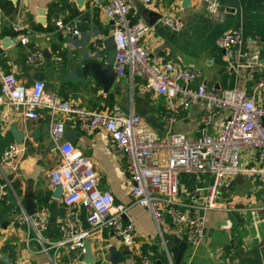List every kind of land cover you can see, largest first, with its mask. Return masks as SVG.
Instances as JSON below:
<instances>
[{"label":"crops","instance_id":"1","mask_svg":"<svg viewBox=\"0 0 264 264\" xmlns=\"http://www.w3.org/2000/svg\"><path fill=\"white\" fill-rule=\"evenodd\" d=\"M127 1L131 3L130 18L142 19L151 26L143 36L144 47L162 62L169 61L199 73L187 85L188 89L203 83L208 91L239 89L259 100L257 84L263 77L264 67V0H218L219 8L214 14L207 13L200 0H190L189 5L183 4V0H150L147 4ZM11 3L16 6L12 14L5 15L0 10V65L4 71L15 74L21 83L29 85L42 80L46 94L87 110H106L117 105L140 115L161 138L169 132H181L189 138L203 130L214 135L219 132L225 112L215 115L210 126H204L201 101L184 106L183 97L169 99L147 88L141 77L116 76L109 89H104L93 72L97 65L111 66L113 58V49H107L105 40L112 36L114 25L103 10L104 1L16 0ZM151 11L157 17L149 16ZM164 15L182 20V29L174 31L163 25L160 19ZM58 21H76L79 35L61 33L56 25ZM48 27L53 30L46 31ZM235 28L242 35L240 44L229 50L216 46L219 35ZM23 36H27L26 43L20 41ZM97 42L105 45L106 49L100 53L103 58L97 56L93 46ZM31 49L42 51L41 63H26ZM254 53L260 55V64L247 66L246 56ZM172 102L175 111L171 110ZM5 113L9 114V124L7 130L0 129V160L5 148L15 143L9 131L11 125L15 124L24 136L18 144L23 148L20 167L11 180L10 193L16 201L12 202L7 195L0 201V264H86L84 250L57 246L62 239L65 196L63 189L60 196H55L56 187L49 180V172L60 163L61 156L50 139L48 110L42 109L37 119H27L0 106V124ZM164 114L173 115L174 120L164 119ZM57 119H64L65 130L74 131L72 144L100 172L99 187L110 191L115 206H129L124 218L134 224L132 246L125 245L107 228L91 231L85 239H89L95 256L93 264L101 257L102 264H135L137 250L149 254L154 264H168L169 257L175 264L173 252L183 242L186 248L179 264H264V184L252 174L223 176L217 196L223 208L187 211L190 217L204 219L201 242L192 246L186 242L182 225L170 220L157 225L144 207L132 203L130 171L112 152L105 129L83 131L72 115L57 116ZM253 163V154L241 159L243 167ZM211 182L212 176L208 173H182L175 199L187 202L190 188ZM26 195H33V200L26 199ZM26 200L33 202L36 210L47 211L46 227L41 235L45 245H54L48 252H42L41 245L34 240L27 244L31 229L25 223L15 222ZM86 215L84 207L75 208V221L81 229L88 227ZM111 247L120 256L115 262L110 260Z\"/></svg>","mask_w":264,"mask_h":264},{"label":"built area","instance_id":"2","mask_svg":"<svg viewBox=\"0 0 264 264\" xmlns=\"http://www.w3.org/2000/svg\"><path fill=\"white\" fill-rule=\"evenodd\" d=\"M103 10L114 25L112 34L114 48L111 67L118 77H141L147 88L174 99L181 96L186 100L184 106L195 101L203 103L201 122L210 126L215 115H226L219 132L214 135L201 131L196 137L189 138L181 132H169L161 138L152 127L138 114L124 111L113 105L106 110H87L72 106L68 101L45 93V82L35 80L32 84L21 83L15 74L6 72L0 65V106H6L13 113L27 119H37L42 109L48 110L49 135L58 150L61 161L49 172L50 184L60 186L64 191L62 239L58 247L83 250L88 234L97 229L111 230L127 245L134 244V224L125 220L129 206L114 205L109 190L99 187L101 174L90 158L70 141L64 139L65 121L57 116L72 115L75 124L83 131L103 128L109 135L112 152L125 162L130 171L133 204L144 207L157 225L165 220L182 225L187 244L201 242L204 231L202 216L190 217L191 209L210 210L223 208L217 202L219 185L224 175H237L241 172L252 174L264 184V67L263 77L258 82L259 100H254L239 89H224L212 92L203 83L194 89L187 85L195 80L199 73L181 68L172 62H162L152 55L143 45V36L151 26L142 19L130 18L131 3L127 0H102ZM147 4L150 0H139ZM207 13L214 14L219 8L218 0H200ZM1 10V9H0ZM161 23L179 31L183 22L174 15H164ZM76 22V21H75ZM56 22L63 34L79 35L77 23ZM17 29V26H14ZM23 36L21 43L27 42ZM242 41L239 29L228 30L218 36L216 46L223 50L236 47ZM97 56L103 58V42L93 44ZM43 60L40 49H31L26 63L39 64ZM261 57L254 53L246 56V65L260 64ZM174 103L171 110L175 111ZM165 117V118H164ZM164 119L172 121L174 116L164 114ZM9 114L5 113L0 124L1 130H7ZM162 155L160 156L159 154ZM23 154V148L10 143L0 160V201L10 191L11 180L16 177ZM253 154L254 163L241 165L244 156ZM182 173H208L212 182L208 185H194L188 192L187 202H178V178ZM82 206L87 210V229L78 227L74 210ZM45 208L28 214L23 206L15 222L25 223L31 229L30 240L41 245L42 252H48L54 245H45L41 231L47 222ZM135 264H154L149 254L137 250ZM103 258L96 262L102 264ZM56 264V263H55ZM168 264H174L171 257Z\"/></svg>","mask_w":264,"mask_h":264},{"label":"water","instance_id":"3","mask_svg":"<svg viewBox=\"0 0 264 264\" xmlns=\"http://www.w3.org/2000/svg\"><path fill=\"white\" fill-rule=\"evenodd\" d=\"M10 1L16 2V0H10ZM183 4L189 5L190 0H183ZM40 14H42V13H40ZM149 16H156L157 17V14H155V12L151 11V12H149ZM153 20H154V18L152 19V21ZM40 21L43 22V18L40 19ZM152 21H150V22H152ZM105 44L107 46V49H109V50L114 48L112 36H109L105 40ZM95 68H96V70H93V72H94L96 78L98 80L102 81L104 89L108 90L109 87L111 86V84L113 83V81L115 80L116 73L114 72V70L112 69V67L110 65L100 64V65H97V67H95ZM9 131H10L11 135L13 136L14 142L16 144H21V142L23 141L24 132L17 130L15 127V124L11 125ZM34 135L35 134L33 133L32 136H34ZM74 138H75V135H74L73 130L67 129L64 131V139L73 143ZM54 191H55V194H54L55 196H60L61 195L60 192H62V188L60 186H56ZM25 197H26V199L33 200V195H26ZM7 198L10 199L12 202L16 201L15 198L10 193V191H7ZM24 209L28 214H33L36 212V208H35L33 202L29 203V202H27V200H26V203L24 205ZM185 248H186V243L183 242L180 246H178V248L175 250V252H173L175 264H179L181 255L184 252ZM83 250H84V253H83L84 263L93 264L95 262V256H93V254L91 253L90 246H89V239L84 240ZM109 254H110V260L113 262L120 259V256L118 255V253L114 247H111L109 249Z\"/></svg>","mask_w":264,"mask_h":264},{"label":"trees","instance_id":"4","mask_svg":"<svg viewBox=\"0 0 264 264\" xmlns=\"http://www.w3.org/2000/svg\"><path fill=\"white\" fill-rule=\"evenodd\" d=\"M0 8L5 15H10L16 11V6H14L10 0H0ZM53 28L48 27L46 31H52Z\"/></svg>","mask_w":264,"mask_h":264}]
</instances>
